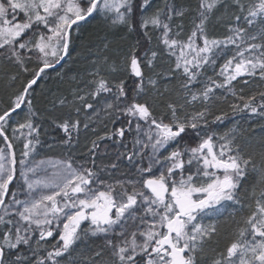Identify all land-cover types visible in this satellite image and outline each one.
Wrapping results in <instances>:
<instances>
[{
    "label": "snow or ice",
    "instance_id": "6c2138e0",
    "mask_svg": "<svg viewBox=\"0 0 264 264\" xmlns=\"http://www.w3.org/2000/svg\"><path fill=\"white\" fill-rule=\"evenodd\" d=\"M0 264H264V0H0Z\"/></svg>",
    "mask_w": 264,
    "mask_h": 264
},
{
    "label": "trees",
    "instance_id": "16d2710c",
    "mask_svg": "<svg viewBox=\"0 0 264 264\" xmlns=\"http://www.w3.org/2000/svg\"><path fill=\"white\" fill-rule=\"evenodd\" d=\"M94 24H95L94 21H93L92 23L85 24V25H84V30H85V32L90 31V30L93 28ZM235 119L238 120V119H240V118H239V117H235ZM249 119H250L251 122H254L256 118H255V117H250ZM48 142H49V143H53V144L55 143V142L52 141L51 139H49ZM47 154H55V155H59V156L65 155V153L61 152L59 149H56V148H54V149L44 148V149L40 152V156H41V155H47Z\"/></svg>",
    "mask_w": 264,
    "mask_h": 264
},
{
    "label": "rangeland",
    "instance_id": "374dc122",
    "mask_svg": "<svg viewBox=\"0 0 264 264\" xmlns=\"http://www.w3.org/2000/svg\"><path fill=\"white\" fill-rule=\"evenodd\" d=\"M54 157V158H58V157H60L59 155H55V154H47V155H39L38 157H37V160H39V159H46V158H48V157Z\"/></svg>",
    "mask_w": 264,
    "mask_h": 264
}]
</instances>
